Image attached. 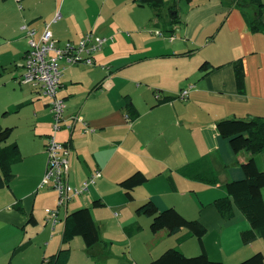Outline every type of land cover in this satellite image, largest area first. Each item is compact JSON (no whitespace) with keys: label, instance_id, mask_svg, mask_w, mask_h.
<instances>
[{"label":"crops","instance_id":"0c3cea01","mask_svg":"<svg viewBox=\"0 0 264 264\" xmlns=\"http://www.w3.org/2000/svg\"><path fill=\"white\" fill-rule=\"evenodd\" d=\"M174 9L179 13L174 3L156 8L138 0H0V51L23 59L18 79L25 71L29 49L24 25L36 30L34 38L38 40L50 24L60 44L78 42L87 32L109 37L95 54L93 65L74 64H98L106 70L88 97L77 98L65 89L66 68L58 92L66 102V122H74L73 128L64 126L56 133L57 139L70 148L68 182L80 187L96 171L101 175L83 195L69 199L77 200L63 217L60 209L69 206V201L62 206L57 203L56 222L47 211L43 222V204H53L47 195L55 191L58 202V193L52 186L48 187L53 190L40 192L45 187L40 186L54 117L50 98L31 100L44 114L39 118V127L48 138L47 142L40 138L29 152L15 140L20 146V158L12 165L14 177L10 186L0 187V264H41L64 246L67 214L84 207L91 209L101 240L88 247L83 237L76 236L69 243L72 252L68 264H112V259H119L111 251L112 242L101 231L102 209L115 213L118 221L110 218L103 222L126 234L132 255L135 248L139 250L132 264H148L170 248H178L186 255V251H193V235L181 241L189 230L175 238L177 247L170 245L173 234L168 229L151 230L153 218L138 215L135 207L147 200H152L159 210L175 207L187 218L198 219L207 228L204 244L209 257L212 258L206 239L212 233L218 239V250L226 253V259L216 260L224 264L239 263L254 249L253 244H263L261 236L243 244L241 233L251 228L249 219L236 205L232 217H225L215 201L226 196V183L245 177L242 163L251 156L264 171V150L254 155L247 150L235 152L229 138L223 137L218 128L223 119L264 117V32L251 30L234 0H191L183 21ZM243 9L250 15L254 13L251 5ZM59 11L62 18L54 21ZM172 15L178 16L174 24L166 18ZM162 20L168 26L164 35L156 32ZM205 62L212 65L207 72L201 70ZM237 63L242 64L245 75L242 90ZM126 68L129 83L112 89L104 86L107 77L112 79L117 71ZM31 87L41 95L35 85ZM187 88V97L180 98L181 91ZM75 116L84 121L74 120ZM137 171L144 172L148 180L132 189V198H127L120 183ZM262 194L264 199V187ZM98 200L104 204L95 205ZM18 202L22 209L16 207ZM119 206L122 213L113 212ZM32 215L35 224L29 222ZM165 240L171 242L161 246ZM26 241H31L30 245L13 254ZM238 241L246 247L242 251ZM73 246L79 249L76 256ZM260 247L263 249L258 251L264 253V245ZM131 263L127 259L124 264Z\"/></svg>","mask_w":264,"mask_h":264},{"label":"trees","instance_id":"16d2710c","mask_svg":"<svg viewBox=\"0 0 264 264\" xmlns=\"http://www.w3.org/2000/svg\"><path fill=\"white\" fill-rule=\"evenodd\" d=\"M142 5H152L156 8L164 6V0H138ZM191 1V0H188ZM239 8L243 10L246 20L252 31L264 32V22L262 20L264 2L262 0H234ZM244 5L253 6L254 13L250 15L244 10ZM177 10V15H178ZM172 15V23L178 21V16ZM166 31V30H165ZM165 32L161 31V35ZM171 34L170 37H173ZM237 80L239 86L245 85V75L242 64L237 63ZM212 65L205 62L201 65L202 71H209ZM218 128L221 135L229 138L231 146L235 152L247 150L253 155L264 150V117L252 116L246 118H228L219 121ZM14 127H3L0 123V187L10 186L14 177L12 165L20 158V146L17 141H12ZM245 173L243 179L232 180L224 185L226 196L218 198L215 204L219 211L227 218L233 215V205L238 206L251 223V228L242 231L241 239L244 244H249L259 236L264 237V199L262 188L264 187V171L259 170L253 156L242 163ZM148 180L147 175L142 171H137L121 181V186L127 191V195L132 198L130 191L135 187L144 184ZM16 206L22 209L20 202ZM58 203V202H57ZM100 206L104 203L100 200L94 202ZM58 215H59V209ZM138 215L151 216V230L158 232L161 229H168L174 234L186 228L189 230L181 241L186 237L196 236L202 251L198 255H186L178 248H170L159 257L153 259L148 264H224L221 260L211 259L207 253L204 236L207 228L198 219H189L175 207L159 210L152 200H147L136 208ZM29 222L36 223L32 215ZM83 237L88 247L94 246L101 240L100 232L91 209L84 207L67 214L63 233L64 246L57 253L45 257L41 264H68L71 258V248L69 243L76 237ZM31 241H26L17 246L13 254H16L30 245ZM238 264H264V253L258 251L252 256L240 261Z\"/></svg>","mask_w":264,"mask_h":264},{"label":"rangeland","instance_id":"374dc122","mask_svg":"<svg viewBox=\"0 0 264 264\" xmlns=\"http://www.w3.org/2000/svg\"><path fill=\"white\" fill-rule=\"evenodd\" d=\"M166 2L171 3V4L174 3L176 5L181 15L180 18L183 21L187 15V12H188L187 9H188V5L190 1L188 0H165V4ZM174 11H177V10L174 9ZM166 18H171V17L168 16ZM166 23L167 22L165 20H162L161 24L158 26L159 27L158 31L164 32L166 29H168V26ZM176 32H177V28H176ZM176 34H179V32H177ZM23 63L24 61L21 57H16L10 53H6L5 51L4 52L0 51V121H1L2 126L11 125L15 127L12 138H11L12 141H15V140L19 141V143L23 145L22 147H24L23 151L29 152L34 143H39L40 138H43L45 142H47V138L49 137L43 134L42 132L43 130L40 129L39 127V124H40L39 118L42 117L44 114L42 115V113L38 112V109L36 108L35 103H32L30 101L35 99L37 102L38 101L41 102L40 99H36V98H38L39 96H42L48 99L49 97L44 96L43 94L38 95V93L32 89L30 83L19 81L20 78H22V75L19 79H18V76L21 73V67ZM104 69L105 68H103L101 65H98V64L94 67H85L82 64L66 65V70L64 71L65 73L63 77V82L67 84V87L65 89H68L72 93H75L74 96H76L77 98H82L84 100L86 97H88L89 93L92 90L93 85L106 75L105 74L106 70ZM128 76H129V69L128 68L121 69L116 72V75H114V78L107 79L108 78L107 77L106 80L104 81V86H107L108 89H112V86H123L129 83L127 79ZM92 81H94L93 84H90ZM24 99H27V100L22 101ZM12 101H16V102L21 101V102H17V103L14 102L12 106H9V104ZM42 107L45 108L44 105H42ZM32 140H35V142L32 143ZM20 182L21 181H19L18 183ZM49 188L50 187L45 186L44 189H40V192L46 189L49 190ZM124 194L128 198L126 191H124ZM116 196L117 195H115V198ZM47 199L51 200L53 204H43L42 209L40 210V213H42L44 223L46 222L45 217L47 215L46 210H45L46 207H49L51 209L57 208V198H56L55 191H53L52 194L47 195ZM76 200L77 199L71 202L69 201L70 202L69 206L67 207L63 206L60 209L62 217L64 216L67 210L71 209L72 203H75ZM135 207L137 208L138 206H135ZM114 211H118L120 214L122 213V208L120 206L115 207L113 212ZM114 214L109 209H102L100 210V216H99V219H100L99 221L101 224V231L103 232L104 237L112 242L110 248H111L113 255L114 256L118 255L119 257V259L117 258L112 259V264H124L126 263L127 259L131 263L135 255L139 252V250L135 248L134 249L135 255H132L133 253H131L130 248H128L126 234L121 232L120 229H118L117 231V230H114L115 228H112V229H110V227L108 228L109 223L103 222L104 220L110 219V218L117 220V217L114 216ZM110 221L111 220H109V222ZM187 230L188 229L186 228H182L178 232L174 233L172 235L173 236L172 243L170 245L177 247V244H176L177 239L175 238L179 236L181 231H187ZM104 242H105V239H104ZM170 242L171 241L165 240L161 244V246H165L169 244ZM190 242L192 243V246L194 247V249L193 251H190V252L186 251L188 255L200 254L202 251V247L197 237L193 236V238L190 239ZM206 242H207L208 248L212 256L211 259H214V260L222 259V258L226 259L225 251L218 250L219 243L215 235L210 233V235L206 239ZM241 242L242 241H238V245L241 246V251H242V248H246V247H244V245H242ZM259 244L260 243L253 244L254 249H251L247 254L243 255L242 260L247 259L248 257L252 256L254 253L258 252V249H263L260 246H263L264 242L261 245ZM229 248L231 249L232 247H229ZM73 251H75L74 253L76 256V253L79 252V249L73 246ZM191 253H194V254H191ZM125 256H126V259H125ZM74 262L76 263L77 260L75 259ZM236 263L238 262L237 261L234 262V264ZM227 264H231V263L227 262Z\"/></svg>","mask_w":264,"mask_h":264},{"label":"built area","instance_id":"2783aa9c","mask_svg":"<svg viewBox=\"0 0 264 264\" xmlns=\"http://www.w3.org/2000/svg\"><path fill=\"white\" fill-rule=\"evenodd\" d=\"M62 13L59 11L54 21L60 20ZM23 29L29 37V49L25 54V71L20 81L35 85L39 92L50 98V107L54 117L53 132L50 134L47 150L48 162L46 172L41 183L43 186H52L58 193V205H65L72 196L83 195L89 184L101 175L96 171L90 179L84 181L80 187H73L68 182L70 148L64 142L57 139L56 133L64 126L73 128L65 119L66 102L58 92L62 85V75L66 65L84 63L93 65L94 56L100 51L109 37L87 32L78 42H60L54 38L50 24L42 32L40 38H34L36 30L24 25ZM161 34V31H156ZM63 63L65 64L63 66ZM189 89H184L179 94L180 98H186ZM74 120L84 121L82 117L75 116ZM50 218L56 222L58 210L47 208Z\"/></svg>","mask_w":264,"mask_h":264},{"label":"water","instance_id":"95a60500","mask_svg":"<svg viewBox=\"0 0 264 264\" xmlns=\"http://www.w3.org/2000/svg\"><path fill=\"white\" fill-rule=\"evenodd\" d=\"M174 12V14L176 13V11H173Z\"/></svg>","mask_w":264,"mask_h":264}]
</instances>
